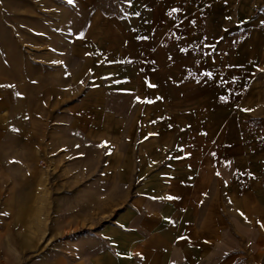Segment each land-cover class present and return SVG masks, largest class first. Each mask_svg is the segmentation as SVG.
<instances>
[{"label":"crops","instance_id":"0c3cea01","mask_svg":"<svg viewBox=\"0 0 264 264\" xmlns=\"http://www.w3.org/2000/svg\"><path fill=\"white\" fill-rule=\"evenodd\" d=\"M0 14L33 51L0 66V264H264V0H0ZM31 60L58 78L36 90L37 149ZM35 156L56 180L18 159ZM43 188L57 243L22 263L19 222Z\"/></svg>","mask_w":264,"mask_h":264},{"label":"rangeland","instance_id":"374dc122","mask_svg":"<svg viewBox=\"0 0 264 264\" xmlns=\"http://www.w3.org/2000/svg\"><path fill=\"white\" fill-rule=\"evenodd\" d=\"M9 20V18H5L3 17L2 14H0V66L1 64L4 65V63L8 64V61H3L4 59L3 56L7 53L10 52H14V47H18L17 48V52H24L27 54H30L33 52L32 50H30L29 48H27L26 46H15V45H10L9 42H11L10 40L17 36L19 34V32L21 30H17V29H9L5 27V24L8 23L7 21ZM36 56H34L35 58ZM34 63V84H37L38 87L36 86L35 90L33 93H26L28 95V104L30 105V107L33 106V112H34V116H33V123L32 124H25V127H29L32 128L33 131L31 133H29L28 135H30L34 141L35 144V148L37 149L38 147H40V144L42 142H44L45 140V124L41 121L42 120V115L40 114V108H38V106L40 105V103H43L45 101V98H43V96L45 97V93H38V88L41 89L40 85H54L58 83V78L55 76H51L50 78H47V80L45 82V76L39 75L38 71H37V66H36V61H30V63ZM26 64L25 61H19L18 66L21 67L22 64ZM7 66H5L6 68ZM1 68H3L1 66ZM22 68V67H21ZM20 69V68H19ZM23 69V68H22ZM1 72V71H0ZM2 73V72H1ZM7 73V72H6ZM8 74V73H7ZM5 77V76H4ZM7 80H11L9 76L5 77ZM18 80L20 85H24V80L26 79L25 77H18L15 78V80ZM9 88V85H7V90ZM23 94V95H26ZM6 95L11 96V94L9 93V91H7ZM16 96V94H14ZM20 95V94H19ZM26 95V96H27ZM50 96L53 97L52 94H46V97ZM44 99V100H43ZM68 97L66 99V101H68ZM52 105H50V112H52ZM46 114V112H45ZM51 114V113H50ZM50 114H46V117H48V115ZM41 115V116H40ZM24 127V126H23ZM23 135V136H22ZM18 134V140H19V146L21 145V137L22 138H26L27 134ZM21 136V137H20ZM39 150V149H38ZM36 152H34V154L36 155ZM19 160L23 159H28L27 160V165H29L30 167H35L38 168L40 171H38V173L34 174V180L39 182V184H44L45 185V180H56L57 179V174L55 172H51L48 171L50 174V176L48 177V175H45V158L40 157V156H35V157H29V158H18ZM31 161V162H30ZM32 163V164H31ZM20 165V162H19ZM42 169V170H41ZM20 176V174H19ZM43 185V186H44ZM35 201L37 202V204L35 205V213H34V219L32 221H21V223L19 222V227L20 225L21 228H24L25 226H28V228H32L33 230V236L29 237L31 238V240L33 241L34 244V251L33 252H29V253H25V254H21L19 256V259L22 263L28 261H42L43 259H45V247L47 246V244H53L56 245L57 242H54V240H56V238H49V240L47 241V238H45V188L43 189H39L37 192V195L35 196ZM50 224L51 227H54V224H56L55 222H48Z\"/></svg>","mask_w":264,"mask_h":264},{"label":"snow or ice","instance_id":"6c2138e0","mask_svg":"<svg viewBox=\"0 0 264 264\" xmlns=\"http://www.w3.org/2000/svg\"><path fill=\"white\" fill-rule=\"evenodd\" d=\"M73 0H69V3H72ZM129 2H131V0H129ZM173 11H176V9H173ZM138 15V14H137ZM205 75H211L210 73H206ZM219 175V173H218ZM169 199H173V197H168Z\"/></svg>","mask_w":264,"mask_h":264}]
</instances>
